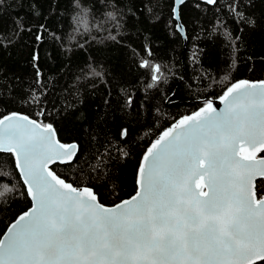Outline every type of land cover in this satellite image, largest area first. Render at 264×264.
Instances as JSON below:
<instances>
[{
    "label": "snow or ice",
    "instance_id": "snow-or-ice-1",
    "mask_svg": "<svg viewBox=\"0 0 264 264\" xmlns=\"http://www.w3.org/2000/svg\"><path fill=\"white\" fill-rule=\"evenodd\" d=\"M220 5L221 0H170L173 34L187 38L188 25L195 26L202 10L220 11ZM251 6V0H229L233 23L254 27L247 14ZM31 7L33 15H41ZM107 18L116 29L107 38L115 42L122 17L109 11ZM75 19L77 28L88 26L86 13ZM37 29L35 41L43 43L49 29L46 24ZM224 37L235 51L241 37L227 30ZM145 52L152 55L150 47ZM31 59L35 84L42 88L38 52ZM192 60H199L198 51ZM139 67L152 73L149 88L164 75L150 60H141ZM30 96L28 103L41 104L43 92L33 90ZM219 100L225 105L219 112L206 100L163 132L140 160L135 195L111 207L99 203L91 188L74 187L50 167L75 157L69 149L77 145L54 144L51 124L18 112L0 115V154L14 165L0 169V200L21 191L32 202L0 237V264H264V196L258 190L264 184V158L258 162L259 180L252 171L257 165L243 163L249 157L237 158L241 142L264 147V81L229 84ZM134 103L128 96L125 105ZM127 135L121 128L119 139Z\"/></svg>",
    "mask_w": 264,
    "mask_h": 264
},
{
    "label": "trees",
    "instance_id": "trees-1",
    "mask_svg": "<svg viewBox=\"0 0 264 264\" xmlns=\"http://www.w3.org/2000/svg\"><path fill=\"white\" fill-rule=\"evenodd\" d=\"M228 2L221 0L220 11L202 10L184 41L173 34L170 0H0V115L18 112L51 124L58 142L77 145L74 162L51 167L56 174L91 188L105 206L118 204L135 194L140 160L164 130L218 99L229 84L264 81V0H251L247 8L254 27L233 23ZM33 4L41 15L32 14ZM109 11L122 17L115 42L107 38L116 32ZM85 13L88 26L77 28L75 18ZM40 24L49 29L43 43L35 41ZM225 30L241 37L235 51ZM33 52L39 54L42 88L35 84ZM141 60L161 65L164 75L152 88V73L139 67ZM93 70L102 77L91 75ZM33 90L43 92L39 105L27 102ZM128 96L135 102L131 108ZM41 108L45 115L38 116ZM121 128L128 129L125 141ZM257 157L264 158V150ZM12 167L8 155L0 154V169ZM258 190L264 196V184ZM30 207L21 191L0 200V237Z\"/></svg>",
    "mask_w": 264,
    "mask_h": 264
},
{
    "label": "water",
    "instance_id": "water-1",
    "mask_svg": "<svg viewBox=\"0 0 264 264\" xmlns=\"http://www.w3.org/2000/svg\"><path fill=\"white\" fill-rule=\"evenodd\" d=\"M184 38V37H183ZM184 41H185V38H184ZM257 84H258V82L259 81H255ZM205 106V105H204ZM204 106H202V107H200L199 109H201V108H203ZM212 106L217 110V112H219L221 109H223L224 107H225V105L223 104V103H221L220 102V100H219V98L218 99H216V100H214V101H212ZM199 109L197 110V111H199ZM196 111V112H197ZM195 113V112H194ZM193 114V113H192ZM192 114H190V115H192ZM190 115H187V116H190ZM204 115H206V113H201V116H204ZM183 118V117H182ZM181 118V119H182ZM180 119V120H181ZM198 119V118H197ZM179 121V120H178ZM177 121V122H178ZM176 122V123H177ZM175 123V124H176ZM174 125V124H173ZM173 125H171V126H169L166 130H164L163 132H165V131H167L169 128H171ZM174 132L176 131V129H174L173 130ZM162 132V133H163ZM161 133V134H162ZM160 134V135H161ZM160 135L156 138V140L157 139H159L160 138ZM53 139V143L55 144V142L56 141H58L57 140V138H56V135L52 138ZM155 140V141H156ZM154 141V142H155ZM60 143V142H59ZM72 145V144H71ZM70 151H75V152H77V148L75 149V150H72V149H69ZM262 150H264V147H262V146H260V145H257L255 148H253L252 146H250V145H248L247 143H244V142H241L240 144H238L237 145V158L238 159H240V158H243V157H249V158H247V159H243V163H248V164H256L257 165V168H255V169H253L252 171L253 172H256L257 173V175H255L254 176V180H259L260 179V177H259V175H258V170H259V164H258V162L262 159V158H259V157H257V154L259 153V151H262ZM60 151H63V149H61ZM73 159H74V157H70L69 158V160H68V162H66L65 164H68V163H71L72 161H73ZM53 165H50V167H52ZM75 187V186H74ZM77 188H83V187H77ZM203 190L204 191H207V188L206 187H204L203 188ZM135 195V194H134ZM129 199V198H128ZM98 200V199H97ZM127 200V199H126ZM31 202V201H30ZM31 206H32V202H31ZM15 221V220H14ZM13 221V222H14ZM12 222V223H13ZM11 223V224H12ZM10 224V225H11ZM9 225V226H10ZM8 226V227H9ZM8 227H7V229H8ZM7 229L5 230V232L4 233H6L7 232ZM4 233H3V235H4ZM3 235L1 236V237H3Z\"/></svg>",
    "mask_w": 264,
    "mask_h": 264
}]
</instances>
